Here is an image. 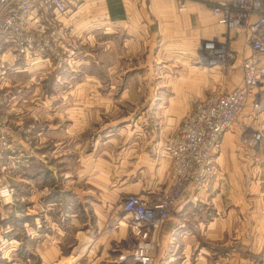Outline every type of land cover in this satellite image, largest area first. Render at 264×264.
<instances>
[{"label": "rangeland", "instance_id": "rangeland-1", "mask_svg": "<svg viewBox=\"0 0 264 264\" xmlns=\"http://www.w3.org/2000/svg\"><path fill=\"white\" fill-rule=\"evenodd\" d=\"M66 26L65 41V30L56 31L55 52L46 55L47 61L37 63L30 71L28 68L13 75L8 72L0 81V190L7 187L10 192L6 200L0 198V264H43L45 243L57 246L65 258L49 264H140L134 258L140 249L151 258V264H164L160 255L168 249L165 228L180 205L198 203L203 198L208 184L185 187L173 178L171 169L168 180L151 194L129 192L121 185L131 162L120 165V159L131 154L130 147L141 145L134 129L144 130L143 136L150 142L155 134L165 133L164 125L169 123L171 114H176L180 121L165 134L166 146L195 100L207 98L210 93L187 96L190 109L160 110L158 120L155 111L142 106L152 101H164L166 107L169 102H178L179 96L171 93L178 71H166L165 78L159 79L165 82L164 93L154 94L151 88L156 80L145 78V71L154 68L149 64L148 53L139 55L136 61L125 56L114 77L108 74L112 61L109 51L113 49L112 54L116 55L120 47H114L108 33L78 20L68 21ZM222 48L224 57L219 59L216 70H222L225 76L234 60L229 46L223 44ZM168 57L163 50L159 53L160 68H164ZM49 71L51 74H47ZM180 73L181 77L186 75ZM96 76L100 90L77 93L82 82L86 87L95 85ZM109 103L113 105L111 109ZM135 140L137 145H131ZM139 155L131 154L128 159L137 160ZM214 168L215 162L212 174ZM99 172L106 174V191L116 196L108 205L103 224L90 237L93 244L86 240L83 249L77 233L91 231L95 223L92 206L99 204L96 198H102L94 186ZM138 199L146 203L154 219L160 220L156 229L144 227L140 238L133 230L134 219L128 210L129 202ZM122 226L128 227V240L111 242L108 251L98 247ZM227 237L209 239L197 229L191 247L195 255L190 264L198 263L199 248L203 246L210 256L208 264H237V257L248 264L264 263V245L257 254L242 247L235 234ZM260 237L264 243V234Z\"/></svg>", "mask_w": 264, "mask_h": 264}, {"label": "crops", "instance_id": "crops-1", "mask_svg": "<svg viewBox=\"0 0 264 264\" xmlns=\"http://www.w3.org/2000/svg\"><path fill=\"white\" fill-rule=\"evenodd\" d=\"M221 1L229 0H189L185 10L179 12L178 0H82L75 10L59 16V27L65 30L62 41H65L68 27L66 25L71 20H78L89 28L108 33L114 47H120L116 55L112 54L113 49L109 51V59L112 61L108 74L114 77L120 67V61L125 56L136 61L139 55L148 53V57L151 56L148 58L149 64L154 68L147 69L149 65L147 66L145 78L156 80V85L151 88L154 94L164 93L165 82H160L159 79L165 78V72L177 70L178 80L172 84L171 93L178 95L179 101L169 102L168 107L163 106L164 101L147 102L142 106V109L155 111L154 117L158 119L157 114L162 109H188L190 106L187 96L202 92H230L241 85V61L250 56L252 51L243 35L235 34L220 24L212 13L211 6ZM208 42H215L220 47L223 44L229 46L234 64L229 68L227 75L223 76L222 70H216L220 66H212L208 62L211 53L206 48ZM162 50L169 56L163 63L164 68L159 67L158 59ZM3 59L18 66L17 73L28 68L30 71L37 63L47 61V57H43L22 65L20 58L12 52L4 55ZM180 72H185L186 75L181 77ZM47 74H51V71ZM135 77L136 75L130 80L133 81ZM93 80L96 84L91 87H86L85 82H82L77 88V93L100 90L99 78ZM142 88L148 89L143 86ZM256 92L255 97L246 103L238 122L224 135L221 151L214 156V173L207 183L208 189L202 193L203 198L198 203L180 205L174 212L173 221L165 228L164 238L168 249L160 255L164 264H190L192 256L195 255L192 254L191 247L197 229L204 231L209 239H222L225 236L230 238L235 234L236 238L239 237L242 247L257 254L262 250L264 243L260 236L264 234V107L261 112H256L254 101L261 98L264 104V80ZM112 106L111 103L108 104L110 109ZM179 121L176 114H171L169 123L166 122L163 127L165 133L160 131L150 142L147 136H143L144 130L134 129V132L139 133L137 140H141V145L136 149L130 147L128 152L140 155L136 157L137 160H129L131 154H124L120 163L118 161L120 165L131 162L121 185L126 191H149L148 194H151L156 187L168 180L172 163L164 146L167 137L165 134L173 130ZM258 131L261 133V139L255 141L253 135ZM137 140L132 141L131 145L136 146ZM101 178L102 184L99 186ZM105 181L106 174L99 172L94 186L102 194V198H96L99 204L92 206L95 223L91 231L77 233L78 242L80 246L83 245V249L86 240L94 236V230L103 224L108 214V205L116 196V193L106 191ZM148 194L144 195L147 199ZM127 226L120 227L98 247L108 251L111 242L128 240L130 234ZM246 236L254 238L249 239ZM93 242L91 238L89 244ZM198 245L195 247L197 250L200 247ZM198 256L197 264H208L210 256L205 252L204 246L199 248ZM64 259L60 256L57 246L44 244L43 264ZM236 262L247 263L238 257Z\"/></svg>", "mask_w": 264, "mask_h": 264}, {"label": "built area", "instance_id": "built-area-1", "mask_svg": "<svg viewBox=\"0 0 264 264\" xmlns=\"http://www.w3.org/2000/svg\"><path fill=\"white\" fill-rule=\"evenodd\" d=\"M82 0H0V81L8 72L19 71L18 66L6 62L9 52L20 58L21 64L48 58L55 52L56 31H60L59 16L75 10ZM189 0H178L183 12ZM220 24L235 34L243 35L251 48V55L241 61L243 81L234 90L216 91L207 98L195 100L183 123L166 145L172 163V175L185 187L205 186L212 176L214 156L221 151L223 137L238 122L246 103L255 97L264 80V0H229L211 6ZM56 41V43H55ZM212 65L224 57L223 48L208 42ZM261 98L254 101L256 112L263 110ZM264 129V127H262ZM253 139H261L258 131ZM9 188L0 190V198H9ZM141 199L131 200L128 210L133 215V230L140 238L144 227L156 229L149 208ZM134 258L140 264H151L142 249Z\"/></svg>", "mask_w": 264, "mask_h": 264}]
</instances>
